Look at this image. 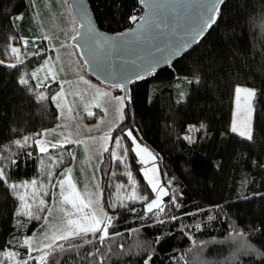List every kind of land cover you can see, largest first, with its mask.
<instances>
[{"label":"trees","instance_id":"trees-1","mask_svg":"<svg viewBox=\"0 0 264 264\" xmlns=\"http://www.w3.org/2000/svg\"><path fill=\"white\" fill-rule=\"evenodd\" d=\"M88 2L98 27L106 32L128 29L133 23L129 17L141 13L137 0ZM55 3L0 0V59L9 57L10 53L7 57L3 53L21 36L39 31L36 15L42 18L49 10L56 12ZM44 55L25 56L15 68L0 65V166L7 165L9 183L26 185L12 190L0 182V246L20 252L17 259L27 256V247L7 242L13 234L21 241L37 237L44 219L18 218L15 213L27 203L34 215L45 217L58 199L57 181L72 163L73 144L42 153L35 143L59 117L52 96L60 86L38 85L31 76ZM197 76L200 83L193 82ZM21 77L29 80L28 85L19 83ZM238 84L256 92L252 140L230 131ZM114 91L123 95L119 87ZM99 114L97 110L84 118L94 120ZM201 124L203 129L191 133L193 143L184 139L190 125ZM128 130L156 156L161 182L170 194L175 190L180 207L169 205V198L159 217L164 222L158 223L157 217L146 213L143 201L127 199L133 190L129 171L138 195L155 196L137 167L135 153L130 151L126 161L119 163L111 159L110 151H103L95 179L101 206L114 218L109 238L101 243L89 234L86 239H92L91 244H83L80 238L57 240L52 249H44L50 253L47 264H144L148 256L150 264H264L260 255L264 253V0H224L216 22L193 49L133 82L130 100L113 131L121 146L112 139L108 149L122 155L123 149L132 147L125 136ZM25 137L30 138L27 143L17 146L15 141L23 142ZM80 160L77 156L74 163L78 176ZM41 199L44 211L37 209ZM121 200L137 212L108 207ZM17 219L26 227L18 228ZM97 249L95 256L89 255ZM41 254L32 252L36 257Z\"/></svg>","mask_w":264,"mask_h":264},{"label":"rangeland","instance_id":"rangeland-1","mask_svg":"<svg viewBox=\"0 0 264 264\" xmlns=\"http://www.w3.org/2000/svg\"><path fill=\"white\" fill-rule=\"evenodd\" d=\"M56 2V12L55 10H49V15L42 18L41 15H36L38 32L23 35L21 36L23 39L19 43L11 45L21 49V59H24L25 56H31L37 49L40 50V53H45L44 59L32 71L33 73L37 69L42 68L38 73L39 78H33V80L38 85L57 83L60 86L52 96L56 97L55 100L53 99V102L59 111L58 121L51 128L44 130L38 139L47 147V150L52 148V144H62L63 146L73 144V150L71 151L73 162H75L77 156L79 158L81 157L79 163L81 166L76 168L80 175H75L74 165H72L67 167L71 171H66L58 179V181H64L63 187L57 181L58 199L50 205L49 209H51V212L49 213L47 211V222L45 220L43 221L44 226L42 230L37 232L38 236H33V244L40 248H43L45 244H53L55 242L52 240V236L59 234L67 227V219L80 220L81 218L82 213L74 209L70 203H64L65 197L75 201L77 205L80 204L81 200L87 203L89 199H92L94 202L93 206H96L98 202L99 207H102L98 182L95 180L97 165L102 156V152L112 142L113 131L123 117V109L126 102L124 95H112L114 87L103 85L86 73L82 61H80L76 50L70 43L71 38L76 33L77 24L71 15L67 2L64 0ZM45 36L48 39H44ZM25 40L28 41L27 45L24 44ZM46 60L48 61L47 65H45ZM5 63H16V61L10 54L9 57L5 58ZM49 71L51 74H48ZM236 87L254 89L253 87L242 84H238ZM235 88L231 110L230 131L234 113H237ZM117 97L124 98L123 102L118 101L116 99ZM252 101L253 98L250 101L252 106L251 125L253 118ZM240 105L243 108V96L240 98ZM97 110H100L102 113L96 119L88 121L84 118V115H89V113L94 115L97 113ZM80 111L83 113L81 116L78 115ZM242 116L243 113L241 112L235 118L239 121ZM102 137L107 138L102 139ZM141 146L145 147L143 144ZM38 150L40 151L39 146ZM136 158L137 167L142 172L144 168L151 169L155 167L157 181L161 186L165 187L160 179L156 156L155 160L145 156L147 163L144 165L138 162L140 157L136 156ZM95 169L96 171H94ZM82 174H84L83 179L81 177ZM151 175L152 173L149 171V176ZM155 196L153 199H155ZM169 198V196H164L162 198L163 202L169 200ZM89 211H91L90 208L84 209L85 213ZM65 213H68V215L66 216Z\"/></svg>","mask_w":264,"mask_h":264},{"label":"snow or ice","instance_id":"snow-or-ice-1","mask_svg":"<svg viewBox=\"0 0 264 264\" xmlns=\"http://www.w3.org/2000/svg\"><path fill=\"white\" fill-rule=\"evenodd\" d=\"M143 3H145V6L149 8L150 16L148 17H142L138 18L136 16H131L129 19L132 22H136L138 19L143 20V24L141 25V28H150L153 25L156 27H159V25L156 23L155 18L151 15L152 10L154 5L149 2V0H142ZM224 0H207V3L201 5L202 9V15L200 16V23L195 31L196 36H200L206 31L208 27H211L213 23L216 22L217 16L220 14V8L219 5L222 4ZM16 19H21V17L17 16ZM91 31V29H89ZM78 35L80 34L79 31L77 33ZM87 34H84L86 36ZM129 35V33H122L120 36H126ZM82 36V38H84ZM135 37L137 39L140 38V33H136ZM11 39H15V37H12ZM23 39V38H21ZM44 39H48L47 36L44 37ZM75 39V37H73ZM195 39V37H193ZM24 44L27 45L28 41L25 40ZM188 44V41H185L181 47H186ZM11 54L12 58L16 61V63H5V59H0V65H4L9 68H15L17 64L23 63V60L21 59V49L17 47H13L9 45V48L7 51L3 53L5 57H7ZM33 56H39L41 55L40 50L37 49L35 52L32 53ZM160 59H165L164 57H161ZM159 60H157L155 57L153 58L152 61H150L146 66L145 70L146 71H151L154 67L155 64L158 63ZM166 62V59H165ZM48 64V61H45V65ZM42 70V68L37 69L33 73H31L32 78H39L38 73ZM48 74H51L49 71ZM136 78H142L139 73H136ZM195 83H200V78L197 76L194 78ZM19 83L22 85H28L29 80L21 77ZM116 86H122V85H116ZM235 94H236V100H237V113H234V119L231 127V131L234 133H238L241 137H244L248 140L253 139V132H252V125H251V115H252V106H251V99L255 97L256 92L254 89H249V88H241V87H236L235 88ZM106 95V94H105ZM183 95V94H182ZM241 96L244 97V105L243 108H241L240 105V98ZM41 99H44V97L41 95ZM52 99H56V97H52ZM118 101L121 103L123 102L122 97H117L116 98ZM243 113L242 118L238 121L235 117L239 113ZM89 115H92V113H89ZM205 125L201 124L198 127L195 125H190L188 127V132L189 135L184 136V139L189 141V143L194 142V136L191 135V133L198 132L201 129H203ZM55 131V130H52ZM125 136L129 139H131L132 145L134 147L126 148L123 149L122 155H118L115 150H110L108 148H105L104 151H110V156L111 159L118 161L119 163H124L128 157L129 152H135L136 156L140 157L139 163L141 165H144L147 163V160L145 159V156L148 158L155 160V156L146 148L142 147L141 144L138 142L137 137L133 135L132 130H128L125 133ZM107 138V137H102V139ZM29 137H25L23 142L21 141H15L17 146H23V144L27 143L29 140ZM115 144L120 147L121 146V140L120 138L113 137ZM70 142V141H69ZM35 143L39 146L40 151L47 152V147L44 146V144L39 140H35ZM62 144H52L51 147L56 148V147H62ZM31 155V153H29ZM66 171L70 172L71 169H67ZM149 171H151L152 175L149 176ZM143 173L145 178L148 181V184L151 186L152 192L156 193L155 199H150L148 195L145 196H140L136 192V182L132 177V173L129 171L127 172L128 176V183L129 185L132 186V192L131 194L128 195L127 199L129 201H143L145 204V211L146 213H151L153 216L157 217V222L158 223H163L164 221L159 219L160 214L165 212V206L163 202V197L164 196H170V200L168 201L169 205H174L175 207L179 208L180 204L177 202V194L175 193V190L170 194L169 191L165 189V187L161 186L158 181H157V176H156V169L155 167L148 169L144 168ZM50 175V174H49ZM10 177L7 172V165L0 166V182H3L4 185H6L9 189L16 190L19 189L21 186L26 185H17V184H12L9 183ZM58 183L61 184L63 187L64 181H58ZM32 184L35 186L36 182L33 181ZM171 185V181H169V186ZM74 187V186H72ZM122 186H118L120 188ZM19 199L21 201L25 200V197L23 195L19 196ZM64 203H70L74 209H77L78 212L82 213L80 220H74V219H67L66 220V228L60 232L59 234H55L52 236V240H63V241H68L69 238H80L83 241V244H91L93 243L92 239H86V237L91 234L92 237H94L96 240L100 241L101 243L109 238V228L113 226V216H110L107 211H105L104 208L99 207L98 202L96 206H93L94 202L92 199H89L87 203H85L83 200L80 201V204L77 205L75 201L69 199L68 197L64 198ZM44 204L45 201L41 199L39 201V204L37 205V209L39 211H44ZM108 207L116 209V208H126L129 212H137V209L134 207H129L127 204H125L122 200L118 201L117 203L114 204H109ZM90 208L91 211L85 213L84 209ZM47 211L50 213L51 209H47ZM16 217H22L26 216L28 217L29 220L31 219H36V220H41L44 219L45 222H47L48 217H41L40 215H34V213L31 210V206L28 205L27 203H24L22 205V209H18L17 212L15 213ZM67 216L68 213H65ZM141 219H143V216H140ZM177 217L173 216L171 219H176ZM209 219H212V217H209ZM16 226L18 228L20 227H26L24 222L20 219L16 220ZM133 231H138V230H133ZM116 235H121L120 233H116ZM237 236H243V233H236ZM33 241L34 237H25L22 241L19 240L15 234H13V239L8 241V244H15L18 245L19 247H27V256L23 259H17L18 257L21 256V253L18 251H12V250H3L4 248L7 247V245L0 246V264H30V262L35 261L37 264H47L48 257L50 255L49 251H45L44 249H52V244H45L43 248L40 247H33ZM159 241V238L157 242ZM72 245H70L71 247ZM82 246V245H80ZM60 249H63V245L59 246ZM32 252H41L42 254L39 257L33 256ZM99 252V249L96 250V252L89 253L91 256H95ZM261 256H264V253H260ZM152 257L148 256L147 259L144 260V264H150Z\"/></svg>","mask_w":264,"mask_h":264},{"label":"water","instance_id":"water-1","mask_svg":"<svg viewBox=\"0 0 264 264\" xmlns=\"http://www.w3.org/2000/svg\"><path fill=\"white\" fill-rule=\"evenodd\" d=\"M66 2L77 24L75 39L72 37L70 43L75 47L86 73L103 85L121 88L126 101L130 100L131 84L138 80L136 73L143 78L173 64L193 49L211 28L208 27L200 36L195 35L194 29L202 15L200 6L207 0H149L154 5L151 15L159 27L153 25L142 29L143 20L138 19L128 29L116 33L98 27L88 0ZM137 2L141 9L138 18L150 16L145 3L142 0ZM122 33L129 35L121 37ZM136 33H140L139 39L135 37ZM185 41H188L187 46L181 47ZM154 57L159 62L151 71H146L145 66Z\"/></svg>","mask_w":264,"mask_h":264},{"label":"crops","instance_id":"crops-1","mask_svg":"<svg viewBox=\"0 0 264 264\" xmlns=\"http://www.w3.org/2000/svg\"><path fill=\"white\" fill-rule=\"evenodd\" d=\"M56 1H59V0H56ZM60 1H61V0H60ZM64 1H66V0H64ZM61 3H62V2H61ZM112 95H116V96H117V94L115 93L114 90H112ZM101 113H102V112H101ZM81 114H83V113L80 111V113H79L78 115L81 116ZM100 115H101V114H99L98 117H99ZM102 153H103V152H102ZM80 156H82V154H80ZM74 163H75V162H73V160H72V163H71L70 166L74 165ZM70 166H69V167H70ZM84 174H85V173H84ZM84 174H82V178H84V177H83ZM95 180H96V179H95Z\"/></svg>","mask_w":264,"mask_h":264}]
</instances>
